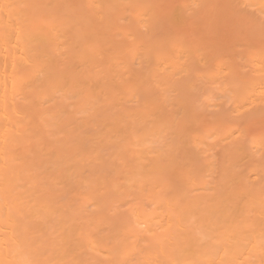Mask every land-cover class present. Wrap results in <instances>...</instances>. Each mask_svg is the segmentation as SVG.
Wrapping results in <instances>:
<instances>
[{
	"label": "bare ground",
	"instance_id": "bare-ground-1",
	"mask_svg": "<svg viewBox=\"0 0 264 264\" xmlns=\"http://www.w3.org/2000/svg\"><path fill=\"white\" fill-rule=\"evenodd\" d=\"M0 264H264V0H0Z\"/></svg>",
	"mask_w": 264,
	"mask_h": 264
}]
</instances>
